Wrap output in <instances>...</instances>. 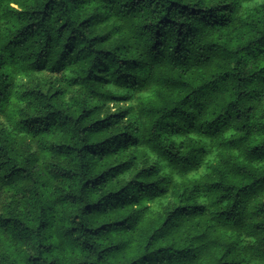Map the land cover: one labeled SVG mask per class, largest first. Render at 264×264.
I'll return each mask as SVG.
<instances>
[{
  "label": "trees",
  "instance_id": "1",
  "mask_svg": "<svg viewBox=\"0 0 264 264\" xmlns=\"http://www.w3.org/2000/svg\"><path fill=\"white\" fill-rule=\"evenodd\" d=\"M0 264H264V2L0 0Z\"/></svg>",
  "mask_w": 264,
  "mask_h": 264
},
{
  "label": "snow or ice",
  "instance_id": "2",
  "mask_svg": "<svg viewBox=\"0 0 264 264\" xmlns=\"http://www.w3.org/2000/svg\"><path fill=\"white\" fill-rule=\"evenodd\" d=\"M261 2H264V0H261Z\"/></svg>",
  "mask_w": 264,
  "mask_h": 264
}]
</instances>
